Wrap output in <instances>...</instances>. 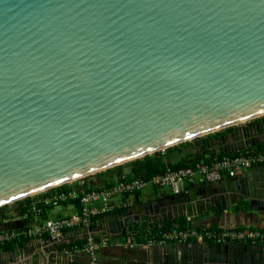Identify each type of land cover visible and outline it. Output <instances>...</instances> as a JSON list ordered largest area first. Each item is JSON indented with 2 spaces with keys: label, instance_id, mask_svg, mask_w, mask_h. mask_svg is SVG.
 <instances>
[{
  "label": "water",
  "instance_id": "water-1",
  "mask_svg": "<svg viewBox=\"0 0 264 264\" xmlns=\"http://www.w3.org/2000/svg\"><path fill=\"white\" fill-rule=\"evenodd\" d=\"M221 129L228 153L264 145V0H0V207ZM239 200L264 213V163L126 208L111 230ZM95 230L72 233L110 237ZM64 236L0 264H75ZM146 253L134 264H264V244Z\"/></svg>",
  "mask_w": 264,
  "mask_h": 264
},
{
  "label": "built area",
  "instance_id": "built-area-1",
  "mask_svg": "<svg viewBox=\"0 0 264 264\" xmlns=\"http://www.w3.org/2000/svg\"><path fill=\"white\" fill-rule=\"evenodd\" d=\"M260 163H264V149L255 151L251 148H246L233 154L216 156L209 162L199 160L193 166L167 169L164 173L154 174L147 178L133 177L127 173H121L117 176L113 184L103 188H89L86 184V178L90 175L81 177L65 183L68 185L66 191H61L57 188V190H51V192L50 188L29 196L32 198V210L35 214H41L42 207H57L61 204L72 203L78 204L77 212L67 217L45 220L44 223L38 224L35 227L0 232V245L17 240L44 237L57 241L65 232L78 227H88L93 223L95 218L116 211L119 206L113 203L115 197H125L138 193L148 186L170 187L175 194H178L189 183L196 181L199 183L217 181L224 176L237 175ZM40 204L41 207L39 206ZM132 235L133 233H130L127 238L129 243H132ZM147 236V246L165 245L169 242L257 244L264 242V229H196L190 227H172L170 229H161L148 233ZM98 247L99 243L95 241V237H88L86 244L75 245L71 251L73 253L85 251L92 254Z\"/></svg>",
  "mask_w": 264,
  "mask_h": 264
},
{
  "label": "crops",
  "instance_id": "crops-1",
  "mask_svg": "<svg viewBox=\"0 0 264 264\" xmlns=\"http://www.w3.org/2000/svg\"><path fill=\"white\" fill-rule=\"evenodd\" d=\"M221 130L223 131L224 129ZM204 140L206 139H201V141L199 142L195 141L193 143L192 142L189 143L187 141L182 142L174 146L168 147L164 150H161L160 154L164 156L165 160L168 162L170 166H175L177 164H188L187 166H193L199 160L208 162L206 159L200 158L193 163V160L197 159V157L199 156L206 158L214 155V153H211L212 149H215L214 144L209 146L204 143ZM222 143L223 145H230L231 147L233 146L232 149L236 148V146H234L235 144L233 143L231 137L226 138L225 141H223ZM228 151L225 150L220 153L217 152L216 155L218 156V154L228 153ZM228 154H233V153H228ZM126 170L129 171V168H126ZM116 171H117L116 168L113 167L111 169L103 170L96 174L90 175L89 177L86 178V184L88 185L89 188H94V189L107 187L116 181V177H117ZM194 183H199V182L196 181ZM189 184H187V186ZM195 185L197 186L198 184ZM165 193L175 194L170 187L161 188V187L148 186L147 188L143 189L138 193H134L125 197H115L113 199V203L119 206L117 207L116 211L108 215H105L107 219L100 220L99 217L95 218V220L91 224L94 228L95 227L97 228V230H95L93 233L100 234L103 237L109 235L110 237L109 238L95 237V241L99 243V247L92 254L85 251H80L77 253L72 252L73 262L75 264H94V263L95 264H134L137 259L139 258L144 259L146 257L145 255L147 254L146 253L147 250L158 251L159 248H161V246L164 245L147 246L146 244V241L148 239L147 236L148 233H152L162 229L160 228L159 230H157L156 227H158L159 225L157 221L154 222L153 224L154 228L149 227L148 230H145V228L142 229L138 224H135L130 229H127L125 232H123L122 230H118V232H113L111 228H112V223H113L112 220L114 215L123 212L126 208H131L134 211H136L139 208H143L142 205L143 202L145 203L149 202L155 197H159L162 194L164 195ZM77 211H78V206L75 204H61L60 206L49 208L45 213H41V214H35L32 212L25 215H14L10 219L4 220L2 223H0V232H4V231L8 232L21 228L35 227L38 224L44 223L45 220L67 217ZM131 217H134V215H131ZM175 222L177 226H173L171 221L165 223L164 226L170 224L172 227H179V228L190 227L196 229H203V228L264 229V213L258 209L251 208L248 202L239 200L238 204L231 205L230 208L223 210V213L221 215L219 214L217 215V212L215 210L212 212H203V213L196 212L195 215L192 216H182V217L179 216L176 218ZM181 224H186V225L181 226ZM74 230L75 229L65 232L66 236L62 238V244L59 245L57 249L67 251L69 249L71 250L72 247H74L77 243L80 242H82L81 244L87 243L88 238H86V233L79 232L73 234L72 232ZM130 233H133L132 243H129L127 241V238L130 235ZM46 238L47 237L29 239L24 244L28 247H32L33 250L29 251L26 254L25 252L23 253L22 251L20 256L28 255L29 257H31L39 249H41L40 245L43 244V241ZM175 244H179V243L169 242L165 244V246L171 249ZM257 244H264V242ZM4 252H1L3 254L2 255L3 258L9 259L10 255L5 254Z\"/></svg>",
  "mask_w": 264,
  "mask_h": 264
},
{
  "label": "trees",
  "instance_id": "trees-1",
  "mask_svg": "<svg viewBox=\"0 0 264 264\" xmlns=\"http://www.w3.org/2000/svg\"><path fill=\"white\" fill-rule=\"evenodd\" d=\"M218 133H215L212 136H216ZM211 136V135H210ZM196 142L201 141L199 138H195ZM264 145L257 146L256 148L252 147L251 149L253 150H261ZM223 154H228V153H222L218 154V156H221ZM217 155L214 154L211 157H197V159L193 160V163L197 161L200 158L206 159L208 162L211 161L214 157ZM192 163V164H193ZM188 164H177L175 166H170L168 162L165 160L164 156L160 154V151L154 152L153 154H148L142 158H137L135 160L126 162L125 164L122 165H117L114 168H116V174L117 176L120 175L121 173H127L129 176L133 177H142V178H147L149 176H152L154 174L158 173H164L167 171V169H178L187 166ZM113 168V167H112ZM126 168H129V171L126 170ZM111 169V168H110ZM117 178V177H116ZM64 190L66 191L68 189L67 184H62L60 187H54L51 188V190ZM52 192V191H51ZM32 198L31 197H26L20 200H17L13 203L4 205L0 207V223H2L4 220L10 219L14 215H25L32 213ZM78 206L76 203H72ZM41 207V204L39 205ZM53 206H47V207H42L41 213H45L49 208H52ZM95 220V219H94ZM186 224H181V226H185ZM172 226L170 224H167L162 228L163 229H170ZM28 240H17L11 243H8L6 245H0V253L4 251H11L18 242H23L26 243ZM80 243H77L76 245H82ZM70 247V246H68Z\"/></svg>",
  "mask_w": 264,
  "mask_h": 264
},
{
  "label": "flooded vegetation",
  "instance_id": "flooded-vegetation-1",
  "mask_svg": "<svg viewBox=\"0 0 264 264\" xmlns=\"http://www.w3.org/2000/svg\"><path fill=\"white\" fill-rule=\"evenodd\" d=\"M225 129L223 131H218L216 136H209V138H206V140H204V143L211 146L212 144H214L215 149H212L211 153H214L216 151L217 152H223V151H228L231 150L232 147L230 145H223V141H225L226 138L230 137V136H226L224 135L225 133ZM203 142V140H202ZM203 145V144H202ZM216 145V146H215ZM204 146V145H203ZM212 147V148H214Z\"/></svg>",
  "mask_w": 264,
  "mask_h": 264
},
{
  "label": "rangeland",
  "instance_id": "rangeland-1",
  "mask_svg": "<svg viewBox=\"0 0 264 264\" xmlns=\"http://www.w3.org/2000/svg\"><path fill=\"white\" fill-rule=\"evenodd\" d=\"M219 131H222V130H219ZM218 131H216V132H212V133H210V134H205V135H202V136H200V137H198L200 140L201 139H206V138H209V136L210 135H214L215 133H217ZM196 141V139H192V140H189V141H187V142H189V143H193V142H195ZM161 151V150H160ZM125 164V163H124ZM110 169V168H109ZM103 171V170H102ZM96 173H98V172H96ZM96 173H94V174H96Z\"/></svg>",
  "mask_w": 264,
  "mask_h": 264
}]
</instances>
